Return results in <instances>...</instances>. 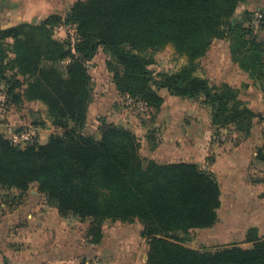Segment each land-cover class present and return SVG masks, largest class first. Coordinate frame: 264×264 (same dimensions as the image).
I'll return each mask as SVG.
<instances>
[{
  "label": "trees",
  "instance_id": "obj_1",
  "mask_svg": "<svg viewBox=\"0 0 264 264\" xmlns=\"http://www.w3.org/2000/svg\"><path fill=\"white\" fill-rule=\"evenodd\" d=\"M0 1L22 9L31 2ZM69 2L65 15L47 11L40 22L36 16L10 28L0 26V86L6 105L27 112L41 103L52 126L64 131L63 136L52 134L45 145L35 140L24 148L0 133V188L24 195L36 185L62 218L85 224L63 243L60 258L133 264L135 258L124 251L115 250V258L111 248L103 249L111 246L107 238L113 224L120 223L138 225L135 232L130 228L129 234H135L130 241L137 237L134 246L139 249L146 240L145 264H264L259 228L250 224L245 236L240 232L244 223L225 220L226 228H218L222 185L215 173L187 158L167 160L156 139L157 116L165 104L158 91L166 90L178 102L187 100L209 110L216 132L246 140L261 125L263 144L256 157L264 164V115L249 109L239 90L196 75L198 61L214 41H227L233 62L264 93V24L259 32L253 28L255 13L264 6L246 8L249 0ZM61 27L74 29L75 42L55 38ZM167 46L188 63L175 73L155 76L150 67L156 53ZM100 51L108 56L106 70L112 75L106 106L114 109L130 98L150 110L145 139L150 157L142 153L143 145L132 131L109 123L106 114L89 131L96 102L90 65ZM44 126L40 122L35 127ZM242 206L236 215L245 211ZM191 231H206L211 240L240 237V244L220 245L215 251L193 249L180 238ZM0 252L10 264L11 250L3 247L2 237Z\"/></svg>",
  "mask_w": 264,
  "mask_h": 264
},
{
  "label": "crops",
  "instance_id": "obj_2",
  "mask_svg": "<svg viewBox=\"0 0 264 264\" xmlns=\"http://www.w3.org/2000/svg\"><path fill=\"white\" fill-rule=\"evenodd\" d=\"M19 1L17 5L21 4L23 0H13ZM1 2V1H0ZM8 4H2L0 6V12L3 14H8L11 12H18L17 22H13L11 25L2 27L3 29L10 28L13 26H17L26 21H33L36 16H38L37 22L42 21L47 15H42L44 12H63L65 14L68 7L64 6L65 9L61 11L63 4H59L57 0H31L30 4L28 2L27 11L26 9H22L21 6L10 7ZM264 0H249V5H246V8H256L263 7ZM31 7V8H30ZM28 10H30L29 15H27ZM12 14V13H11ZM14 18V16H12ZM226 48V56L223 57L218 56V53L214 51L215 46ZM182 66H185L188 63V59L186 57H181ZM211 59H214L212 64H208L207 69L202 68V63H209ZM199 69L196 73L198 77L208 79L213 85L220 86L221 84H227L234 89L240 91V86H244L247 90L252 88H257L258 92H247L248 100H245L241 93V100L246 104V106L257 113L250 104V93H254V95H260L264 112V93L262 90L253 82L250 78L249 74L242 71L237 64H235L232 60V56L230 53V43L227 41H214L207 55L198 61ZM156 64L152 65L150 69ZM177 72V71H175ZM166 71L164 73H175ZM214 78H212V77ZM239 78V79H238ZM242 81V85L239 84V80ZM112 85V84H111ZM106 91V90H105ZM102 92V93H105ZM95 93H97L95 91ZM158 94L165 100L164 108L162 111V121H157L159 125L157 127L156 139L157 143H159V148L162 145V148L165 149V154L163 157L167 158V160H175V159H186L193 162H199L200 165L208 164V169L215 173L218 181L222 185V207L219 211V217L222 218V215L227 218L234 224H246L245 229H240L242 236H245L246 231L250 228L249 225L259 228L260 236H264V168L259 165V167H255L258 160L256 161V152L252 149V144H250L246 140L240 139L239 147L234 149L233 152H228L229 154H225V152H221L217 148H213L210 146L204 147L203 138L200 136L203 135L200 128L199 120L204 119L207 127L209 129H213L210 124V111L202 108L198 103L190 102L187 100L177 101L166 90L158 91ZM101 95V94H100ZM104 98V94H102ZM98 97H100L98 95ZM125 100H128L126 98ZM114 113V111H112ZM260 113L264 115V113ZM151 114V113H149ZM111 115V114H110ZM109 115V116H110ZM151 116V115H149ZM161 116V115H160ZM107 121L109 120L108 117ZM109 122V121H108ZM110 123V122H109ZM32 129V128H29ZM49 129V128H48ZM163 132H160L161 130ZM166 129V131H165ZM208 129V130H209ZM38 132L37 129H34ZM165 131V132H164ZM162 133V134H161ZM165 133V134H164ZM165 136L164 141L162 137ZM189 137V138H185ZM189 139V140H188ZM247 142V143H246ZM260 146H262L263 142H260ZM178 146H182V149H178ZM183 150V152H182ZM182 152L183 154L179 153ZM185 151V152H184ZM213 159L214 163L209 164L210 161H206L205 159ZM259 163V162H258ZM263 166V165H262ZM33 192V191H32ZM35 193H39L37 190ZM228 193V197L226 199L225 205V194ZM230 197V200H229ZM239 204H242V208L245 210L241 214H235L234 211L237 210ZM4 207V205H2ZM245 207V209H244ZM50 211H39V215L34 216L28 215L29 217H33L36 222L27 223L32 228H37L38 225L45 222L48 219H56V217H60L58 211L54 208H49ZM249 210V211H248ZM248 211V212H246ZM233 213V216L230 215ZM52 215V216H51ZM15 219L13 217H7L4 214L0 215V238L3 237L7 242L3 243V247L11 250V256L13 257L10 264H78L80 258H76L73 256L60 258L63 243L66 239H71L74 237L75 233L78 232L79 229L83 228H74L71 229L67 224H61L66 226H58V227H50L47 232L40 237V247L34 246L35 251L28 250L27 247L21 246L18 248L20 253H16L13 248L11 249L10 245H17V238L13 235L15 232H11L18 225H12V220ZM64 219V218H63ZM62 220V219H61ZM67 221L69 219H66ZM15 223V222H14ZM26 224V223H25ZM109 224V223H108ZM78 225V223H77ZM112 225V224H110ZM116 232L110 233L107 241L111 243L110 248L112 249L111 256L118 258V252L115 250L124 251V255L129 258H137L140 250L135 247V242L138 241L137 237L135 242L130 241L129 231L127 227L128 225L116 223L113 224ZM113 228V227H112ZM242 230V231H241ZM24 231L23 228H17L14 230ZM21 232V233H22ZM26 236L31 233L30 231H24ZM233 232H236L234 229ZM20 233V234H21ZM15 237V238H14ZM36 237V236H35ZM53 237V239H51ZM34 238V237H32ZM36 241H39L38 238ZM9 245V248H8ZM16 249V248H15ZM139 250V251H137ZM143 252V250H142ZM51 255L49 259L48 255ZM144 262L146 263L147 255L144 253ZM120 260V259H119ZM94 264H103L97 260L93 261ZM109 264H115L111 261H108ZM124 264V261L117 262L116 264ZM138 262L134 261L133 264H137ZM0 264H6L4 260V256L0 252ZM86 264H92V261L86 262Z\"/></svg>",
  "mask_w": 264,
  "mask_h": 264
},
{
  "label": "rangeland",
  "instance_id": "obj_3",
  "mask_svg": "<svg viewBox=\"0 0 264 264\" xmlns=\"http://www.w3.org/2000/svg\"><path fill=\"white\" fill-rule=\"evenodd\" d=\"M69 1L72 0H63L62 4L63 7L67 6L70 3ZM57 2H60V0H57ZM61 3V2H60ZM59 3V4H60ZM3 3L0 2V6ZM69 10V7H68ZM27 11V9L25 10ZM44 12V11H43ZM12 13V14H11ZM8 14H3L0 12V26L5 27L8 25H11L13 22H17L18 12H11ZM30 14V11L28 10L27 15ZM44 15V14H43ZM65 15V14H64ZM14 16V18L12 17ZM55 38L60 41H67L70 40L72 42H75L76 40V34L72 27H61L60 29H57L55 31ZM214 51L218 53V56L223 57L226 56V48L224 47H217L215 46ZM108 59V56L103 52L100 51L98 56L96 57L95 61L90 65V72L94 78L93 84H94V91L95 93V101L93 103L92 112L90 114V121H89V128L93 130L95 127L97 118L102 116V114H106V117L109 118V122L124 127L130 131H132L140 140V142L143 145L142 153L145 156L150 157V150L148 148V144L146 142V134L147 131H150V114H147L146 112H143L141 107L137 104H134L130 98L128 100L122 99V102L117 105L116 108L110 109V107L106 106L107 103V93L110 90V86L112 84V75L107 72L106 70V61ZM156 65L152 67V71L155 74V76H158L159 74H163L166 71L175 72L181 69L182 58L179 57L174 48L171 46H167L164 50L160 51L158 54L155 55ZM214 62V59H211L209 63H202V68L207 69L208 64H212ZM215 63V62H214ZM67 64L66 62L64 63ZM64 66V65H62ZM212 77V76H211ZM214 78V77H212ZM239 79V78H238ZM243 80H239V84L242 85ZM106 90V91H105ZM105 93H102L104 92ZM258 92L257 88H252L251 91L247 90L244 86H240V92L242 93L245 100H248L247 92ZM101 94V95H100ZM106 97L104 98L103 95ZM250 104L253 107V109L258 113L262 112L263 109V103L261 100L260 95L258 94L254 95V93H250ZM98 95L100 97H98ZM4 87L0 86V133L5 134L6 128L12 127L17 132H23L26 128H32L37 129V138H35L33 141L37 140L38 144H47L49 141L50 136L53 134L55 135H64V131L58 128H54L52 126V121L48 118L47 110L44 105L41 103H37L36 105H33L30 107L29 111L22 112L20 108H11L6 105V99L4 98ZM131 100V102H130ZM116 102V101H115ZM114 111V113L112 112ZM264 113V112H262ZM111 114V115H110ZM110 115V116H109ZM24 116V117H23ZM161 116H157V121H162L163 119ZM43 123L44 127H35L37 123ZM200 122V128L199 131L203 133L200 138H203L204 141V147L210 146L213 148H217L221 152H225V154H229L228 152H233L234 149L239 147L240 139L237 135L228 132V131H221L216 132L214 129H209L207 127L206 122L204 119L199 120ZM34 125V126H33ZM259 126V125H258ZM49 128V129H48ZM152 128V127H151ZM26 129V130H28ZM209 129V130H208ZM262 127L258 128V131L250 137L247 141L252 144V149L256 152L260 145V138H259V132L261 131ZM161 130V129H159ZM166 131V129H165ZM164 131V132H165ZM160 132H163L161 130ZM162 134V133H161ZM165 134V133H164ZM150 136V133H149ZM165 136L162 137V140L164 141ZM189 138V137H185ZM189 140V139H188ZM31 141V142H33ZM247 143V142H246ZM163 145V143H162ZM161 148V153H165V149ZM178 149H182V146H178ZM183 152V150H182ZM179 151L180 154H183ZM185 152V151H184ZM257 161V157H256ZM259 162V161H258ZM255 164V167H261L264 168V164L259 162ZM263 165V166H262ZM209 167L208 164L201 165ZM38 190V187L34 185L26 194L21 195V193L17 190H5L0 188V215L4 214L7 217H13L15 219L12 220V225H18L15 227L14 230L20 227L24 229V231H30L27 236L25 232L23 231H11L15 232L13 235L17 238L18 244L10 245L11 249L15 250L16 253H20L21 246L27 247L30 251H35L34 246L40 247V237L43 236L47 230L50 227H58L61 224H67L69 228L74 229L76 227L83 228L84 223L79 222L76 218H66L56 217V219H48L45 220L42 224L38 225L37 228H32L27 223H33L36 222V220L33 218L34 216L39 215V211L45 210L50 211V207L48 206L47 199L40 193H35ZM33 191V192H32ZM228 197V193L225 194V205H226V199ZM230 200V197H229ZM4 205V207H2ZM33 215V217H29L28 215ZM52 216V215H51ZM62 219V220H61ZM225 220H227L226 217L222 215V222L221 225L218 227L220 230H223L226 228ZM15 222V223H14ZM26 223V224H25ZM61 223V224H60ZM78 223V225H77ZM132 228V230L135 232L136 229H138V225H129ZM66 226V225H61ZM230 229V228H228ZM131 230V229H130ZM114 231V227L111 228L110 233ZM22 232V233H21ZM21 233V234H20ZM109 233V236H110ZM130 233V232H129ZM128 233V234H129ZM135 234H129V236H132ZM36 236V237H35ZM238 236V234L236 235ZM14 237V238H15ZM34 237V238H32ZM38 238L39 241H36ZM180 238L182 239L183 243L193 249H204L205 251H215L217 247L220 245H230V244H240V237H236L233 239H224V240H211L209 236L207 235L206 231H191L188 235H181ZM3 243L7 242L3 237ZM53 239V237H51ZM146 240L141 241L140 245V252L137 258L135 259L137 264H145L144 262V252H142V247ZM111 244V243H110ZM248 247H251L252 245L248 244ZM9 248V245H8ZM16 248V249H15ZM108 248H110L109 243L103 247L104 251L108 252ZM3 249V248H2ZM88 260L80 258V261L78 264H86ZM100 263L103 264H109L107 260H99ZM92 264L94 262L92 261ZM96 264V263H95ZM99 264V263H98Z\"/></svg>",
  "mask_w": 264,
  "mask_h": 264
},
{
  "label": "built area",
  "instance_id": "obj_4",
  "mask_svg": "<svg viewBox=\"0 0 264 264\" xmlns=\"http://www.w3.org/2000/svg\"><path fill=\"white\" fill-rule=\"evenodd\" d=\"M264 24V10H261L257 13H255L253 18V28L256 32H259L262 29V26ZM131 102V100H130ZM141 107L143 112H146L147 114L150 113V110L142 104V103H135ZM3 134L8 140H10L14 145H17L19 147H26L28 146L31 141H33L35 138H37V132L33 129H28L23 132H17L12 127H7L5 132ZM240 139V138H239ZM205 170H209L206 166L202 167Z\"/></svg>",
  "mask_w": 264,
  "mask_h": 264
},
{
  "label": "water",
  "instance_id": "obj_5",
  "mask_svg": "<svg viewBox=\"0 0 264 264\" xmlns=\"http://www.w3.org/2000/svg\"><path fill=\"white\" fill-rule=\"evenodd\" d=\"M146 261H147V258H146Z\"/></svg>",
  "mask_w": 264,
  "mask_h": 264
}]
</instances>
